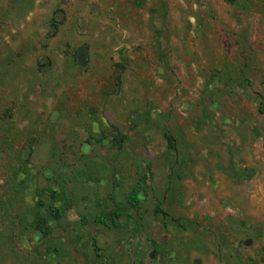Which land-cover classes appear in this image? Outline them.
<instances>
[{"label":"rangeland","instance_id":"rangeland-1","mask_svg":"<svg viewBox=\"0 0 264 264\" xmlns=\"http://www.w3.org/2000/svg\"><path fill=\"white\" fill-rule=\"evenodd\" d=\"M0 264H264V0H0Z\"/></svg>","mask_w":264,"mask_h":264},{"label":"trees","instance_id":"trees-1","mask_svg":"<svg viewBox=\"0 0 264 264\" xmlns=\"http://www.w3.org/2000/svg\"><path fill=\"white\" fill-rule=\"evenodd\" d=\"M167 139L169 141L170 148L173 149L174 148L173 138L171 136H168ZM29 156H31V153H29L28 158H29ZM139 201H140V196L138 194H135L130 198V204L132 207H136L137 204L139 203ZM51 208H53V207H51ZM57 214H58V217H60L62 215V211L60 209H58ZM124 215H126V211L122 207H117V209L112 213L111 216L115 219V218H121Z\"/></svg>","mask_w":264,"mask_h":264}]
</instances>
